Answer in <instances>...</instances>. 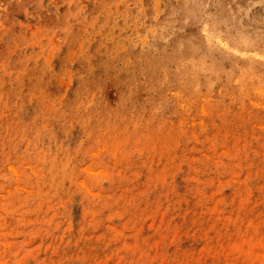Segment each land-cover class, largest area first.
Here are the masks:
<instances>
[{"label": "rangeland", "instance_id": "1", "mask_svg": "<svg viewBox=\"0 0 264 264\" xmlns=\"http://www.w3.org/2000/svg\"><path fill=\"white\" fill-rule=\"evenodd\" d=\"M0 264H264V0H0Z\"/></svg>", "mask_w": 264, "mask_h": 264}]
</instances>
